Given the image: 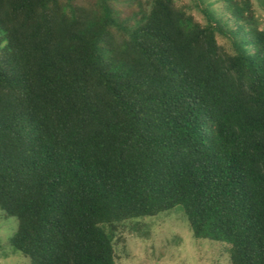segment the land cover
Segmentation results:
<instances>
[{
    "label": "trees",
    "instance_id": "16d2710c",
    "mask_svg": "<svg viewBox=\"0 0 264 264\" xmlns=\"http://www.w3.org/2000/svg\"><path fill=\"white\" fill-rule=\"evenodd\" d=\"M176 206L221 264H264V0H0L13 252L118 264Z\"/></svg>",
    "mask_w": 264,
    "mask_h": 264
},
{
    "label": "rangeland",
    "instance_id": "374dc122",
    "mask_svg": "<svg viewBox=\"0 0 264 264\" xmlns=\"http://www.w3.org/2000/svg\"><path fill=\"white\" fill-rule=\"evenodd\" d=\"M128 223L115 246L118 264H221L222 248L194 237L181 206ZM17 228V218L6 216L0 209V264L29 263L23 254L13 252L9 242ZM225 257L222 264H227Z\"/></svg>",
    "mask_w": 264,
    "mask_h": 264
}]
</instances>
